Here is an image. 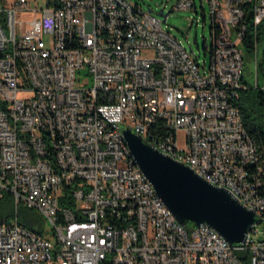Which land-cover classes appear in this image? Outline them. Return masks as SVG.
<instances>
[{
  "label": "built area",
  "instance_id": "obj_1",
  "mask_svg": "<svg viewBox=\"0 0 264 264\" xmlns=\"http://www.w3.org/2000/svg\"><path fill=\"white\" fill-rule=\"evenodd\" d=\"M207 1L203 57L131 0L0 6V200L51 226L1 220L0 264H264V155L234 105L264 0ZM174 10L195 0H177L166 21ZM117 128L146 132L254 211L246 244L179 224L138 182Z\"/></svg>",
  "mask_w": 264,
  "mask_h": 264
},
{
  "label": "water",
  "instance_id": "obj_2",
  "mask_svg": "<svg viewBox=\"0 0 264 264\" xmlns=\"http://www.w3.org/2000/svg\"><path fill=\"white\" fill-rule=\"evenodd\" d=\"M159 16L165 23L167 15L160 11ZM124 137L136 165L179 224L192 228L207 225L232 246L246 244L252 228L260 223L254 211L130 129L124 131Z\"/></svg>",
  "mask_w": 264,
  "mask_h": 264
},
{
  "label": "rangeland",
  "instance_id": "obj_3",
  "mask_svg": "<svg viewBox=\"0 0 264 264\" xmlns=\"http://www.w3.org/2000/svg\"><path fill=\"white\" fill-rule=\"evenodd\" d=\"M3 6H9L16 0H0ZM32 7H45L53 0H27ZM133 4H138L140 9L144 12H148V9L153 10V14L163 20L159 16L160 11L165 7V14L176 5L177 0H131ZM196 10H174L170 13L166 23H163V28L166 32H169L172 37L181 41L184 47L189 51L192 48L193 52L203 57V44L205 42L204 37L207 38V42H210V6L207 0H195ZM206 15V20L203 19ZM241 49V47H240ZM243 50V56L245 59V77L246 81L254 86L259 87L264 91V78L259 77L256 71V64L254 60H249ZM257 61L261 58V49L256 55ZM85 70H83V74ZM81 205V204H80ZM2 208V220H7L8 223H14L16 218L30 229H39L42 231L51 230V226L46 218L41 216L37 211L22 208L16 210L14 206L8 204H0ZM260 231L263 227H258ZM261 238V237H260Z\"/></svg>",
  "mask_w": 264,
  "mask_h": 264
},
{
  "label": "trees",
  "instance_id": "obj_4",
  "mask_svg": "<svg viewBox=\"0 0 264 264\" xmlns=\"http://www.w3.org/2000/svg\"><path fill=\"white\" fill-rule=\"evenodd\" d=\"M0 6L3 5L0 4ZM256 44L258 49L257 51ZM245 46L246 47L244 52L249 55V60L251 61L256 60V55L261 49V58L256 64V71L258 74V78H264V23H262L258 27L256 33L252 28H249L245 38ZM241 82L243 84V88L238 91V96L234 100V105L240 109L244 128L246 129L250 137L260 147L261 152L264 155V91L259 87L250 85L246 81L245 74ZM259 193L260 196L264 198V182ZM3 203L14 206L9 195H6L4 199L0 200V204ZM22 208L25 207L19 206L17 210L19 211ZM2 218L3 215L1 208L0 221L2 220ZM188 227L191 228V226ZM32 230L36 229L32 228ZM36 231L41 234L40 230ZM240 255L241 254H239V256Z\"/></svg>",
  "mask_w": 264,
  "mask_h": 264
},
{
  "label": "bare ground",
  "instance_id": "obj_5",
  "mask_svg": "<svg viewBox=\"0 0 264 264\" xmlns=\"http://www.w3.org/2000/svg\"><path fill=\"white\" fill-rule=\"evenodd\" d=\"M124 131H125L124 128H117L116 139H118L119 143H121L122 151L125 152L126 158L134 159L132 157L131 151L128 148V145L125 141ZM139 136L143 137L149 144H151L153 146V140L151 138H149V136H148V134H146V132H139ZM164 155H166V156L172 158L173 160L180 162V163H182L185 166H188L190 168L189 163H187L186 161L178 160L177 153H175L171 150H164ZM137 172H138V182H145L146 176L142 173V171L138 168V166H137ZM260 175H261V168H252V177H260ZM206 181L209 182L211 185H213V182H210V180H206ZM250 234H251V232H250Z\"/></svg>",
  "mask_w": 264,
  "mask_h": 264
}]
</instances>
